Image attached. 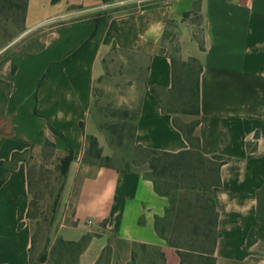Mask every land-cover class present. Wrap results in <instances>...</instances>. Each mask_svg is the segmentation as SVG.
<instances>
[{
  "label": "crops",
  "instance_id": "1",
  "mask_svg": "<svg viewBox=\"0 0 264 264\" xmlns=\"http://www.w3.org/2000/svg\"><path fill=\"white\" fill-rule=\"evenodd\" d=\"M118 5L136 8L101 19L103 9ZM23 30L26 43L0 58V264H55L58 243L83 238L72 264H134L140 245L162 252V264H180L156 232L169 198L155 191L146 167L84 164L87 136L109 156L107 132L91 106L113 50L146 60L134 143L189 148L149 90L171 88L172 33L176 57L201 65L195 134L203 155L220 163L211 193L215 264H264V0H27ZM46 141L57 156L71 149L72 160L43 251L46 237L33 238L28 211L31 164Z\"/></svg>",
  "mask_w": 264,
  "mask_h": 264
},
{
  "label": "rangeland",
  "instance_id": "2",
  "mask_svg": "<svg viewBox=\"0 0 264 264\" xmlns=\"http://www.w3.org/2000/svg\"><path fill=\"white\" fill-rule=\"evenodd\" d=\"M25 2L26 0H0V58L20 49L26 43V36L23 33ZM135 8V5L107 7L100 12V17L104 19L110 16L122 15L132 12ZM191 19L197 23L196 27H198L199 17L196 12L192 14ZM173 40H175V33H172V39L168 40V42L171 56L176 57L175 49L177 45ZM32 41L34 40L30 42L33 43ZM198 41H200V37H198ZM175 59V78L178 81V87L182 89L185 99L191 98V89L194 87L199 61L193 62L189 59L187 61ZM181 62H184L185 65L181 66ZM145 64L146 60L143 57L118 50H113L105 58V75L95 81L92 87L93 105L91 106V116L101 129L107 132L110 151L108 160H105L103 154H101V158L97 159L86 151L84 164L88 170L105 163L121 169L145 167L139 166L138 162L140 160L138 157L141 155V151L134 147L131 138L135 123L134 113L137 111L140 95L145 88ZM159 93L164 104L173 103L178 108L182 107L184 98L183 100H177V93H168L166 91H159ZM124 111H127V116H124ZM193 121L194 117L190 115H188L187 119L179 114L176 116V123L180 126L191 124ZM39 161L35 160L31 164V188L34 199L38 203L34 214L40 219L39 225L35 228L36 236L38 239L39 237L44 239L46 222L43 219L50 218L51 203L53 202L55 193L58 191L60 177L53 163H46L47 168H40ZM191 174L193 172L183 174L184 184H188L191 179H194V177L190 176ZM195 174V178L198 180L202 179L203 182H200L201 185L197 183L196 186L201 189L192 192L193 194L189 197L194 199L198 193L197 197L199 200H194L190 204L192 207L197 205L204 206L208 204L209 190L206 186L212 181V174L206 170L203 171L202 168L196 171ZM175 197H177V193H175ZM187 204L188 199L183 202L184 206H188ZM42 208L45 211L40 210ZM159 225L160 227L167 226V222L159 221ZM166 237H168L167 231ZM41 239L39 240L40 244L37 245L36 253L39 252L44 242ZM211 246V240H208L204 244V248L184 242V264H209L210 261L204 258L206 256L198 254L193 249H205L208 251L211 249ZM136 253L137 258L134 264H162L158 251L153 247H138Z\"/></svg>",
  "mask_w": 264,
  "mask_h": 264
},
{
  "label": "trees",
  "instance_id": "3",
  "mask_svg": "<svg viewBox=\"0 0 264 264\" xmlns=\"http://www.w3.org/2000/svg\"><path fill=\"white\" fill-rule=\"evenodd\" d=\"M108 1V0H105ZM26 3L25 2V11H26ZM188 13H185V16ZM103 19V18H101ZM177 57L171 58L172 67H173V79L171 88L168 90L158 89L156 87H150L149 90L160 100L161 110L165 113L172 115L173 124L181 131L184 138L189 144V148L185 150H181L178 152H167L156 149L146 148L140 145H136L134 143V133L136 128V119L138 116V107L137 111L134 113L135 123L133 125V131L131 134V138L133 141V145L135 148L141 151V155L139 158V166H145L147 171L146 175L151 178L154 184L155 191L161 195L167 196L169 198V205L167 206L163 217L157 219L155 222L156 232L166 239L167 243L174 247L177 251V254L180 259V264H184L185 262V253L183 251L184 242H189L191 245L195 244L199 248H204V244L208 240H211L212 246L210 250H198L193 249L198 254L202 256H206L204 258L208 259L209 264H215L214 250L216 241L218 238L217 231V221H218V213L215 208V204L212 200V189L215 186L220 184V176H219V167L220 163L214 162L208 159L200 150V142L198 136L195 134V127L197 125V120L194 119L193 123L185 124V126H180L176 123V116L179 115H190L197 116L200 112L199 110V83H198V75L201 70V65L199 63V68L197 71L194 87L191 89V98L188 97L185 99L183 97V91L178 87V81L175 78V68H176V59ZM178 59V58H177ZM190 61L196 62L197 60L194 58H190ZM185 65L184 62H181V66ZM159 91H166L168 93H177V100H183L182 107L178 108L175 104H164ZM127 111H124V116H127ZM87 152L94 156L95 158H101V149L98 146L97 139L93 136H87ZM44 149L40 155V168H47L46 163H53L55 165V170L58 171L60 177V185L58 191L55 193V197L53 202L51 203L50 208V218H44L43 221L46 222V240L44 245V250L47 249V235H48V227L53 220L54 212L56 209L57 201L59 198V192L63 185V179L66 175L67 168L72 160V150L69 149L66 154L62 156H57L54 152V146L50 142L46 141L44 144ZM16 157V156H13ZM105 160H108V156H105ZM105 165H109L105 163ZM208 165V167H207ZM202 168L203 171H207L212 174V181L207 184V188L209 190V198L208 204L204 206H191V202L198 201L196 194L194 199L189 198L192 192L199 191L201 188L196 186L203 182L202 179L198 180L196 177V171ZM129 169V168H128ZM44 170V169H43ZM46 170V169H45ZM187 172H193L191 177V181L188 184H184L183 182V174ZM160 181V182H159ZM29 192L31 195L28 217L30 218L33 224V238L36 237V227L39 225V218L34 214L37 210V205L34 194L31 188V177L29 176ZM175 193H177V197H175ZM188 197V198H187ZM263 197L259 201L258 206V219L262 218V207H263ZM188 199V206H184V200ZM36 209V210H35ZM45 211L44 208L40 209ZM159 221H166L167 226L159 225ZM168 229V230H167ZM166 231L168 233V237H166ZM44 237V238H45ZM86 242V238L78 242H60L57 245V258L55 259V264H72L82 247ZM140 247H148L146 245H140ZM157 250V249H156ZM158 251V256L161 261L164 259L163 253ZM45 253V252H44ZM42 253V255L44 254ZM41 258L45 257V254ZM136 255L133 256V261H135Z\"/></svg>",
  "mask_w": 264,
  "mask_h": 264
}]
</instances>
